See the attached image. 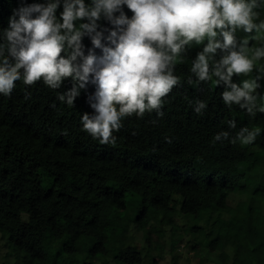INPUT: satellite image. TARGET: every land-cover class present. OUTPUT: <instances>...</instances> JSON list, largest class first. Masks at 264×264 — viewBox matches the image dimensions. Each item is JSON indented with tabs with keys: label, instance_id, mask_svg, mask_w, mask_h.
Listing matches in <instances>:
<instances>
[{
	"label": "trees",
	"instance_id": "obj_1",
	"mask_svg": "<svg viewBox=\"0 0 264 264\" xmlns=\"http://www.w3.org/2000/svg\"><path fill=\"white\" fill-rule=\"evenodd\" d=\"M46 2L0 0V51L10 64L9 18L22 6ZM257 2L259 24L264 0ZM258 34L261 42L253 48H264V31L256 30H237V46ZM206 43L181 52L173 69L179 82L163 98V116L153 110L123 118L113 132L115 144L83 131L81 116L95 115L93 83L78 88L72 106L58 99L77 84L71 78L58 89L42 80L30 87L17 81L10 97L0 94V238L7 258L14 264H158L168 244L177 264L179 241L187 235L191 251L205 246L220 264H264V80L256 67L231 79L260 85L252 93V114L225 105L222 93L231 89L223 81L216 85L218 77L200 81L191 71ZM82 44L87 55L90 38ZM70 51L66 47L62 55ZM222 54L218 50L209 62L210 75ZM197 102L205 103L199 113ZM244 128L259 131L255 141L231 143ZM237 193L245 199L234 207L228 200ZM212 214L217 216L203 224ZM132 226L143 244L130 233Z\"/></svg>",
	"mask_w": 264,
	"mask_h": 264
},
{
	"label": "clouds",
	"instance_id": "obj_2",
	"mask_svg": "<svg viewBox=\"0 0 264 264\" xmlns=\"http://www.w3.org/2000/svg\"><path fill=\"white\" fill-rule=\"evenodd\" d=\"M124 6L132 12L131 18ZM258 7L257 0H90L89 4L85 0H47L22 6L9 18L5 30L13 63L0 51V94L10 97L17 81L30 87L42 80L48 88L58 89L64 79L71 78L77 84L58 99L66 98L72 106L78 88L93 83L96 90L90 99L95 102L90 107L95 115L81 116L83 131L101 144H115L113 132L120 130L123 118L142 117L153 110L163 116V98L179 82L173 75L177 59L185 46L206 39L191 71L200 81L218 77L216 85L223 81L231 89L222 93L224 104H237L252 114L256 101L252 93L260 85L256 79H245L239 85L231 79L247 76L255 62L264 58V48L249 55L248 39L237 46L235 37L239 29L245 33L264 31V22L255 23ZM101 20L110 27L101 25ZM78 21L86 22L77 26ZM84 36L92 45L87 55ZM66 47L71 51L62 55ZM218 50L223 54L210 75L209 62ZM197 103L195 111L199 113L205 103ZM258 134V130L244 128L230 142L251 144ZM221 135L227 138L228 134Z\"/></svg>",
	"mask_w": 264,
	"mask_h": 264
},
{
	"label": "rangeland",
	"instance_id": "obj_3",
	"mask_svg": "<svg viewBox=\"0 0 264 264\" xmlns=\"http://www.w3.org/2000/svg\"><path fill=\"white\" fill-rule=\"evenodd\" d=\"M255 37H256L255 39L251 38L247 45L249 49V55H251L252 51L254 50L253 46L261 42L260 34L256 35ZM205 42H207L206 39L203 43L199 45L195 44L194 42L191 43V45L196 50H198ZM255 67L257 68L258 77L261 80H264V58H261L260 60L256 61ZM258 91L259 89L257 88L255 92H258ZM244 199H245V196L243 195V193H237L235 195L230 196L228 202L230 205L237 207L240 204V202ZM216 216L217 214H212L211 216L206 217V219H204L203 221V224L210 223L211 219L215 218ZM179 220L181 222L182 228H184L185 220L184 218H182L181 215L179 216ZM164 229L167 233L166 240H169V229L168 227H165ZM130 233L134 236V239L136 241L140 242V244L144 243L142 240L141 234L135 230L134 226L131 227ZM189 241H190V237L187 235H184L182 239L179 241L178 250H177L178 251L177 252V255H178L177 264H220L216 258L217 253H208L205 246H202L197 251H191L190 245L188 244ZM5 243L6 242L0 238V264H5V263L14 264V261L12 258L6 257L8 248L5 246ZM228 251L230 252V249H228ZM153 254L157 255L156 252H153ZM172 260H173L172 252L170 251L168 244H166L165 250L162 253V257L157 258V263L158 264H172ZM145 262H147L146 259H145Z\"/></svg>",
	"mask_w": 264,
	"mask_h": 264
}]
</instances>
